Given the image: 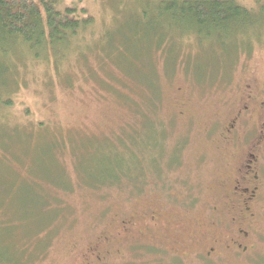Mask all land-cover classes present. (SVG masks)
<instances>
[{"label":"rangeland","instance_id":"rangeland-1","mask_svg":"<svg viewBox=\"0 0 264 264\" xmlns=\"http://www.w3.org/2000/svg\"><path fill=\"white\" fill-rule=\"evenodd\" d=\"M234 1L256 11L239 32L229 27L197 38L191 32L165 31L157 43L154 27L147 44L143 34L123 27L134 9L127 0H64L84 9L92 24L69 38L58 60H31L23 52L22 59L12 61L15 73L2 76L0 84V100L8 104L0 107V133L11 135L12 143L8 152L6 142L0 150L11 169H0L6 175H0V193L11 188L10 199L3 197L0 207V262L211 264L192 255L197 245L209 244L210 238L222 241L228 232L242 229L251 251L240 262L222 264H264V144L251 153L259 187L250 205L252 217L233 222L234 205L228 212L223 207L245 151L264 128V120L250 116L226 141L222 137L241 105L244 86L264 90V26L257 22L264 0ZM138 9L147 32L143 13L155 24L163 21L158 0L139 3ZM109 31L112 36L104 43ZM125 39L139 50L136 58L131 48L130 56H121ZM9 77L17 86L4 90ZM135 136L156 146L160 172L150 164L157 156L151 151L144 156L138 187L126 180L118 188L83 182L104 159H120L115 152H124ZM125 158L129 164L131 157ZM12 176H25L42 188L46 213H56L50 222L34 218L30 231L24 230L16 217L35 211L24 188L42 195L37 185L13 186ZM2 225H11V231Z\"/></svg>","mask_w":264,"mask_h":264},{"label":"trees","instance_id":"trees-1","mask_svg":"<svg viewBox=\"0 0 264 264\" xmlns=\"http://www.w3.org/2000/svg\"><path fill=\"white\" fill-rule=\"evenodd\" d=\"M117 1L123 2V0ZM148 1L149 0H127L131 6H134V9L130 10L128 20L126 21L127 25L123 26L127 28L130 25L133 30H135V35L143 34L145 37L144 42L147 44V41L150 40L149 36L150 33H152L151 30H153L154 27L156 31L153 32L152 38H157V43L163 41L166 35L165 31L167 33L179 34V36L183 35V33L185 34V31L188 32L186 34L191 32L197 38L202 37L204 34L208 36V32H217L220 29L228 30L229 27H233L235 32H239L244 25H248L252 22L251 18L256 12L243 8L234 0H158L160 3V12L164 15L163 21H161V23L159 22V24H155L156 22L154 20H149L148 17H145L146 14L143 13V20L147 21V32L145 29L141 28V23H143V21L140 20L141 10L138 12L139 9L137 10V7H139V3H147ZM261 11L263 13L260 15V19L257 17V22L264 26V8H261ZM91 24V19L85 13L84 9H79L76 4L67 6L64 0H0V84L5 81L2 79V76L15 73V64L12 63L13 60L22 59L24 53L30 56V59L31 57L38 59L44 56L45 58L50 57L51 59L58 60L60 55L63 54L61 50L67 45L70 40L69 38L77 36L79 30L84 31ZM170 29H175L176 32H172ZM112 31L113 29L111 32ZM111 32L109 31L104 34L102 38L104 43L112 36ZM146 32L147 34H145ZM109 43L111 42L109 41ZM130 48L133 55L139 52L133 43L131 44L126 39L123 40L119 45L121 56L123 53L129 55V53H131ZM7 81L8 80H6V83H8L10 87L9 85L8 87L6 86L7 89L4 90H10L12 87L17 86L11 83L10 77L9 81ZM5 101L6 99L0 100V107L4 105L8 106ZM5 134V130L0 133V150L4 152V150L1 149V145L6 142L5 151L8 152L12 143L11 138L7 136L11 135L7 134L5 136ZM14 134L15 133L12 135ZM3 138L6 140H3ZM140 139L141 137L139 136L129 138L127 141L130 146L127 144L126 149L122 153L115 152V156L120 159H104L99 167L93 168L92 172L85 176L83 182L92 187L109 185L110 187L114 186L118 188L119 186H124L122 180H126L125 183L128 182L132 187H138L137 183L144 178L143 164L147 162L144 156L152 153L151 151L155 152L154 148H156V146L149 145L147 142L145 144L139 142ZM155 154L157 156H153L152 159H150V164L152 163L151 165H153V163H155L156 168H154V166H152V168H154V171L160 172L157 168L159 162L157 157L160 153L155 152ZM126 156L131 157L129 164L123 161L127 160V158H125ZM4 158L6 159L5 161L1 159L0 156V161H3L5 164L0 166V169L3 168L5 171H7V169L11 170L9 166L10 159L7 156H4ZM78 171L80 172L79 168ZM0 175H2V177L6 176L2 171H0ZM81 176L82 174L80 173V177ZM7 178H9V176ZM11 182L13 186L31 184L35 187V185H37L31 180H27L25 176H12ZM130 185L127 187L130 188ZM37 187L43 196L40 190L42 188L39 185H37ZM10 190L11 188L7 193H0L1 208V205L4 203V199L2 200V198L7 196L10 199ZM23 194L27 197V201L30 205L35 209L34 214L26 213L24 215L21 214L20 217H16L24 222V230L27 232L30 231L32 226L30 220L33 222L34 218H38L42 224L45 222L44 225H46L47 221L50 222L56 215V213H46V200H44V197L36 194L30 187L24 188ZM12 218L14 220L13 216ZM2 226L6 228L5 230L11 231V225ZM35 227L38 226L35 225ZM7 250L9 251L8 248ZM12 260H14V258ZM5 263L0 262V264Z\"/></svg>","mask_w":264,"mask_h":264},{"label":"flooded vegetation","instance_id":"flooded-vegetation-1","mask_svg":"<svg viewBox=\"0 0 264 264\" xmlns=\"http://www.w3.org/2000/svg\"><path fill=\"white\" fill-rule=\"evenodd\" d=\"M239 107L230 119V123L223 131L222 137L226 141L227 137L234 131V128L238 122L245 120L247 117L252 119L264 120V90L259 93L254 90L252 85L249 83L244 86L243 93L240 97ZM254 113V114H253ZM264 127V124H263ZM257 140L250 145V149L245 151L242 164L236 169V176L231 182V186L228 190L229 196L227 203L223 204V207L229 211V208L234 205L236 209V215L233 219H239L241 223H246L250 220V205L256 200L258 196L259 187L257 185V177L253 172L252 168L256 163V156L251 154L253 151H257L261 144H264V128L259 132ZM247 185L246 187H244ZM212 211L219 215L218 220L222 219L221 212L218 208H213ZM224 214V213H223ZM154 217L151 216L149 220L153 221ZM123 224H129V221H122ZM131 223V222H130ZM125 232V231H123ZM227 238L217 239L210 238L211 242L207 245H203L201 242L192 255L195 258L200 257L203 261L210 262L211 264H222L224 261H241L242 258H247L246 255L251 251V245L249 244L248 233L242 229L232 231ZM201 236V235H200ZM107 238H104L106 241ZM95 248H93L94 251ZM100 259L101 257L97 254ZM193 256V257H194ZM99 258H96L99 261ZM239 261V262H240Z\"/></svg>","mask_w":264,"mask_h":264},{"label":"bare ground","instance_id":"bare-ground-1","mask_svg":"<svg viewBox=\"0 0 264 264\" xmlns=\"http://www.w3.org/2000/svg\"><path fill=\"white\" fill-rule=\"evenodd\" d=\"M205 40V39H204ZM217 46V45H216ZM233 50V49H232ZM234 51V50H233ZM231 52V51H230ZM152 164V163H151ZM156 168V167H155ZM151 169V168H150ZM262 170V169H261ZM261 170H259V171H261ZM42 195V194H41ZM43 197V196H42ZM42 199V198H41ZM35 200V199H34ZM39 200V199H38ZM166 258V257H165ZM161 259V258H160ZM169 259V258H168ZM146 260V259H145ZM153 260V259H152ZM172 261H173V259H172ZM172 263H174V262H172ZM135 264V263H134ZM160 264V263H159Z\"/></svg>","mask_w":264,"mask_h":264}]
</instances>
